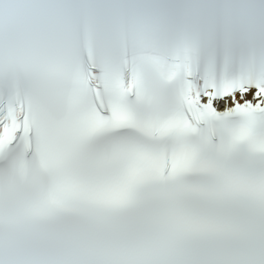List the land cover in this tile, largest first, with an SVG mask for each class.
I'll list each match as a JSON object with an SVG mask.
<instances>
[{"label":"snow or ice","instance_id":"6c2138e0","mask_svg":"<svg viewBox=\"0 0 264 264\" xmlns=\"http://www.w3.org/2000/svg\"><path fill=\"white\" fill-rule=\"evenodd\" d=\"M0 264H264V0H0Z\"/></svg>","mask_w":264,"mask_h":264}]
</instances>
